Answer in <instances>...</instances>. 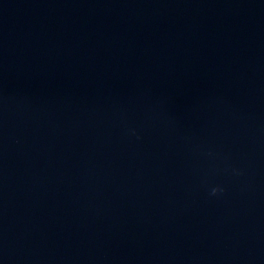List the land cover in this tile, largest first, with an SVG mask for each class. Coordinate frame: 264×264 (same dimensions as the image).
<instances>
[{
  "label": "water",
  "instance_id": "95a60500",
  "mask_svg": "<svg viewBox=\"0 0 264 264\" xmlns=\"http://www.w3.org/2000/svg\"><path fill=\"white\" fill-rule=\"evenodd\" d=\"M0 264H264V0H0Z\"/></svg>",
  "mask_w": 264,
  "mask_h": 264
}]
</instances>
